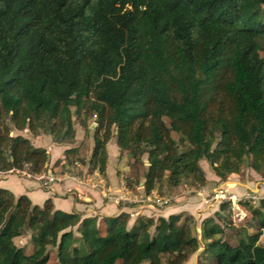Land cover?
<instances>
[{
    "label": "trees",
    "instance_id": "trees-1",
    "mask_svg": "<svg viewBox=\"0 0 264 264\" xmlns=\"http://www.w3.org/2000/svg\"><path fill=\"white\" fill-rule=\"evenodd\" d=\"M261 53L264 0H0V171H46L48 151L18 133L65 145L75 118L85 129L94 118L90 158L68 148L63 168L105 175L114 138L135 170L124 175L131 192L141 181L145 194L202 188L200 161L220 181L245 166L264 178ZM239 204L246 227L222 202L199 241L186 213L129 227L122 212L102 230L97 217L0 189V264H48L51 254L52 264H186L200 245L199 264H264V200ZM25 234L30 252L15 243Z\"/></svg>",
    "mask_w": 264,
    "mask_h": 264
},
{
    "label": "crops",
    "instance_id": "crops-1",
    "mask_svg": "<svg viewBox=\"0 0 264 264\" xmlns=\"http://www.w3.org/2000/svg\"><path fill=\"white\" fill-rule=\"evenodd\" d=\"M21 133L18 134L27 137L35 147H42L48 151L49 161L46 171L39 175H32L27 170H23L22 173L0 171V189L11 192L16 198L26 196L32 204L39 206L43 205L47 199H51L55 209L77 214L81 219L97 217L100 223L102 218L114 217L122 212L128 213L132 221L138 216L167 218L169 215L178 213H188L197 217L206 207L207 202L204 198L216 188L222 187L227 192L242 195L243 192L251 190L253 183H259L260 190L264 193V179L259 182V177L251 171L247 172L243 178L239 174H231L225 181H220L214 174H206V184L202 188L191 191V195L179 187L173 188L174 195L171 196L174 198V203L170 206L161 207L159 203L155 206V203L147 202L144 199L146 194L143 192V181L139 184L137 193L142 195L144 201L126 203L121 199V197L131 196L123 184L124 175L127 172L126 164L120 165L118 160L113 162L114 159L107 153L105 175L100 179L102 185H99V182L95 183L98 178L94 176L95 173L85 174L82 167L81 175L74 174L71 169H67V165L62 170L61 160L64 158L63 152L66 149L53 143L49 135L38 137L39 135L33 136L28 131H25L26 134ZM47 176L52 180L44 183V177Z\"/></svg>",
    "mask_w": 264,
    "mask_h": 264
},
{
    "label": "rangeland",
    "instance_id": "rangeland-1",
    "mask_svg": "<svg viewBox=\"0 0 264 264\" xmlns=\"http://www.w3.org/2000/svg\"><path fill=\"white\" fill-rule=\"evenodd\" d=\"M261 55L264 56V53H261ZM83 115L84 114H81L80 117L82 118ZM74 123H75V125H74V129H75V137H74V139L71 141L70 144H65V145L63 144L61 146H63L62 148H65V149H68V148L69 149L70 148H77L78 149V154L76 156L75 155H72L71 157L72 158H76L77 157L80 161H85L86 162L90 158L91 149H92V145H93L92 144V131L96 127V122H95L94 118H89L87 120V123L89 125V127L87 129L83 128L79 124V122H78V120L76 118L74 119ZM90 126H92V128H90ZM25 131H27V130L22 131L21 134H26ZM13 134H15V132ZM40 135L47 136L49 134L47 132L39 131L38 134L37 135H34V136L41 137ZM49 136H50L49 139L52 140V136L51 135H49ZM35 144H37V143H35ZM106 153H108L109 156L112 159H114L113 162H115L116 160H118L120 162V165L121 164L128 165L127 166V172L129 173V176L130 177L131 176L133 177L135 170H134V168H131L129 166V164L126 163V156H125L126 154L124 152L122 153V152H120L118 150V148L116 147L114 138H112L107 143V145H106ZM63 157H64V155H63ZM144 163L146 164L145 161H144ZM199 165H200L201 169L203 170L205 176H206V174L207 175L213 174L210 165L206 161H200L199 162ZM74 167L75 168H73L72 166H68L67 169H71L74 174L78 173V175H81V174H83V171H80V168L82 167V169L85 171V174L89 173L88 172V166L87 165L84 166V165H81L79 163L78 164L76 163V165H74ZM139 169L141 170L140 167H139ZM62 170H64L63 169V166H62ZM249 171H251L252 173H254L250 168H248V167L245 166V167H242L241 168V170H240V172L238 174H239V176L241 178H243L245 176V174L247 172H249ZM91 173H95V175L94 174L93 175L95 177H98L95 180V183H98L99 182L98 184L100 185L101 184L100 179L103 178L104 175H100L97 170L92 171ZM255 175L257 177H259V179H260L259 182H261V179H264V178H262L261 176H259L257 174H255ZM123 184H124V187H125L124 181H123ZM258 184L259 183H253V186L251 187V190L243 192L242 195H235V196L239 198V197H242L243 195H245V193H251V196H253L254 198H256L258 195H261V193H263L260 190V187H259ZM180 188H181V190H183L185 192L188 191V194H190V195L192 194L191 191L196 190L195 187L189 186V185H181V186H179V189ZM216 189H218V188H216ZM128 192L131 193V196L130 197H128V196L121 197V199L123 200L122 202L134 203V202H139V201L142 202V201H144V200H142V198H143L142 195L140 196L137 193V187L135 188V190L133 192H131L129 190H128ZM156 192L157 191H152L149 194H146V196H145L144 199L147 202L151 201L152 203H155V206H156V203H159L160 204L162 202L160 204L161 207H163V206L164 207L170 206V205H172L174 203V198L171 196V195H174L172 189L163 188L161 194H159L158 192H157L158 193L157 194ZM103 196L105 197V196H108V195H103ZM208 198H209L208 196L206 198H204L206 200V202H207V203H205L206 204V207H204V210L200 211L199 212V215L197 217H194L195 227H196V237H197V239L199 241H201L200 240V230H199V226H200L201 221L203 219L207 218V217H214V213L218 211L219 204L222 203V202H218V201H209ZM159 201H161V202H159ZM242 201H244V200H242ZM257 201L254 199V200L251 201V203L253 205H256L258 203ZM230 203H231V206H232L231 221H232L233 225L235 227H237V228H241L243 226L246 227L245 224H246V222L249 221V218H250V215H249L248 211L243 206H241L239 204L240 202L237 203V202L232 201ZM157 207H158V205H157ZM186 214H188V213H186ZM155 218L156 217H154V219ZM134 220L135 219L133 218V221H132V218L130 217L129 222H128V226L129 227L131 225H133V223L135 222ZM100 226H101L100 229L103 230L104 229V226H103L102 223H100ZM260 240H261V243L264 244V236H262ZM28 241H29V234H25L22 237H19V238H16L15 239V243L17 245L27 246L26 247V252H30L31 246H30V244H29ZM230 243L233 244L232 241H230ZM201 251H202V245H200L199 249L194 254H192L190 256V258H189V260L187 261L186 264H199L200 261L203 260L202 255H201ZM54 259H55L54 258V255L51 254V257H50V260H49L48 264H52L54 262Z\"/></svg>",
    "mask_w": 264,
    "mask_h": 264
},
{
    "label": "built area",
    "instance_id": "built-area-1",
    "mask_svg": "<svg viewBox=\"0 0 264 264\" xmlns=\"http://www.w3.org/2000/svg\"><path fill=\"white\" fill-rule=\"evenodd\" d=\"M22 173V171H16ZM51 177H44V183L51 182ZM209 201H218V202H240L242 200L251 202L252 200H258L257 202L264 200V193H261V195H258L256 198L251 196V193H245L242 197H236L235 194L227 192L224 188L219 187L218 189H215L211 194L208 195ZM254 198V199H253ZM161 202V201H160ZM162 203V202H161ZM160 203V204H161ZM159 204V205H160ZM161 206V205H160Z\"/></svg>",
    "mask_w": 264,
    "mask_h": 264
},
{
    "label": "water",
    "instance_id": "water-1",
    "mask_svg": "<svg viewBox=\"0 0 264 264\" xmlns=\"http://www.w3.org/2000/svg\"><path fill=\"white\" fill-rule=\"evenodd\" d=\"M93 126V125H92ZM92 126H90V128H92Z\"/></svg>",
    "mask_w": 264,
    "mask_h": 264
}]
</instances>
